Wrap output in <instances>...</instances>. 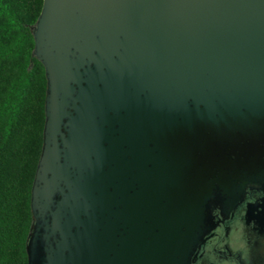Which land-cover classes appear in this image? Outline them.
I'll return each mask as SVG.
<instances>
[{"label": "flooded vegetation", "instance_id": "flooded-vegetation-1", "mask_svg": "<svg viewBox=\"0 0 264 264\" xmlns=\"http://www.w3.org/2000/svg\"><path fill=\"white\" fill-rule=\"evenodd\" d=\"M122 57L114 56L105 90L99 63L90 66L92 108L73 81L74 92L57 96L59 131L48 141L59 154L40 166L42 140L30 193L31 264H163V218H201L187 264H264V125L221 135L211 128L192 151V134H181L191 119L181 124L163 65Z\"/></svg>", "mask_w": 264, "mask_h": 264}, {"label": "water", "instance_id": "water-1", "mask_svg": "<svg viewBox=\"0 0 264 264\" xmlns=\"http://www.w3.org/2000/svg\"><path fill=\"white\" fill-rule=\"evenodd\" d=\"M32 34L33 56L43 65L47 80L40 166L52 164L59 154L48 141V134L59 131L61 117L54 113L62 101L57 96L74 92L73 81L92 108L96 68L90 66L99 63L105 90L119 52L163 65L166 82L175 88L181 124L191 119L192 128L180 130L182 135L192 134V151L204 148L211 128L221 135L232 128L246 133L256 131L260 122L264 125V0H43ZM95 52L102 62H94ZM85 74L86 86L81 87ZM39 171L40 167L36 180ZM85 179L93 181V175ZM32 199L33 203L34 192ZM193 213H200L199 204L192 206ZM200 221L163 218V264H187L198 242ZM27 254L31 264L29 246ZM70 259L77 261L73 255ZM51 262L63 263L58 257Z\"/></svg>", "mask_w": 264, "mask_h": 264}, {"label": "trees", "instance_id": "trees-1", "mask_svg": "<svg viewBox=\"0 0 264 264\" xmlns=\"http://www.w3.org/2000/svg\"><path fill=\"white\" fill-rule=\"evenodd\" d=\"M43 0H0V264H26L46 79L33 56Z\"/></svg>", "mask_w": 264, "mask_h": 264}]
</instances>
